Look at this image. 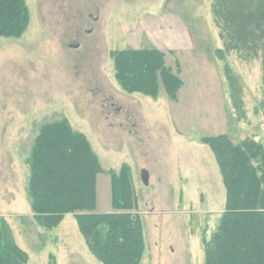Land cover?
<instances>
[{
	"label": "rangeland",
	"instance_id": "1",
	"mask_svg": "<svg viewBox=\"0 0 264 264\" xmlns=\"http://www.w3.org/2000/svg\"><path fill=\"white\" fill-rule=\"evenodd\" d=\"M204 1L26 0L27 33L0 39V221L28 253V264H101L73 214L50 231L31 211L29 160L35 138L46 124L64 119L86 134L102 160L98 213L115 211L109 173L119 176L128 166L127 186L137 203L133 212L144 226L142 264H205L204 240L219 223L226 189L222 181L223 192L218 186L212 193L211 186H185L180 176L201 161L195 150L212 155L203 137L229 135L235 144L255 139L264 146V0H213L211 6L209 0L212 21L195 31V51L162 50L174 72L180 65L184 87L177 101L166 98L163 87L162 99L125 92L113 59L127 48L157 49L144 21L189 22L187 10L195 12ZM87 24L93 27L90 34ZM227 71L239 81L240 110L229 98ZM185 138L195 139L199 148ZM143 170L151 174L148 186Z\"/></svg>",
	"mask_w": 264,
	"mask_h": 264
},
{
	"label": "trees",
	"instance_id": "2",
	"mask_svg": "<svg viewBox=\"0 0 264 264\" xmlns=\"http://www.w3.org/2000/svg\"><path fill=\"white\" fill-rule=\"evenodd\" d=\"M251 16V15H250ZM31 22L26 0H0V39H20ZM159 49H131L113 53L116 79L129 94L177 101L184 82L166 63ZM229 98L239 110L242 101L237 77ZM214 153L226 189L225 209L210 240H204L205 264H264V146L255 139L235 144L229 135L203 137ZM28 197L35 221L54 230L73 214L90 253L101 264H142L146 253L143 220L134 191L127 186L129 168L110 172L113 213H98L97 178L103 168L86 134L64 119L46 124L35 138L29 160ZM125 185V186H124ZM29 255L0 221V264H28Z\"/></svg>",
	"mask_w": 264,
	"mask_h": 264
},
{
	"label": "crops",
	"instance_id": "3",
	"mask_svg": "<svg viewBox=\"0 0 264 264\" xmlns=\"http://www.w3.org/2000/svg\"><path fill=\"white\" fill-rule=\"evenodd\" d=\"M208 2L209 0H205L204 2H202V4L198 6L196 5L197 7L195 8V12H193L192 9L187 10L189 12L188 15H190L189 22L187 20H183V18H180V20L174 18L175 23L171 22V24H166V22L159 20H157L156 23H149L146 22V20L144 21L146 25L145 27L143 26V30L151 31V35L149 36H151L155 47H157V49L159 50H177L179 53L185 52L187 50H190V52L195 51L193 50L196 48L197 44V35L195 34V31H200L203 28L201 26L203 22L208 24V21H212V14L210 13L211 15H209L208 11L210 10L205 5ZM194 3L197 2H193V0H191V2H189V5H193ZM213 3V0H211L209 6H211ZM162 10L164 9L162 8L159 11ZM206 27L207 25H205L204 29H206ZM160 98H163L162 94ZM185 142L192 143L193 148H199L198 143L195 139L185 138ZM195 151L196 152H193L194 156L197 155L196 158H200L201 161L198 162L196 165L191 164L189 166V171L185 169L180 176V182L183 183L185 186H190L189 184H194L198 186H211V193L212 190H214L215 186H218V190L222 191L221 181L224 187L225 185L216 157L215 155L213 156L214 153L211 152L212 155L206 152L200 153L202 151H199L198 149ZM100 162L103 170H105L101 159ZM207 165H209V168L204 169Z\"/></svg>",
	"mask_w": 264,
	"mask_h": 264
},
{
	"label": "water",
	"instance_id": "4",
	"mask_svg": "<svg viewBox=\"0 0 264 264\" xmlns=\"http://www.w3.org/2000/svg\"><path fill=\"white\" fill-rule=\"evenodd\" d=\"M91 17H92V19H93L94 21H97L98 18H99V14H98V12H97L96 14L92 15ZM85 30H86L87 33L90 34V33L93 31V27H92L90 24H87ZM71 47L74 48V49H77V48L79 47V44H78L76 41H73V42L71 43ZM141 177H142V182L144 183V185H145V186H148L149 183H150V173H149V171H147V170H143V171H142V175H141ZM146 205H147V207H148V211H149L150 213L154 212V210H155V206H154L152 200H149V201L147 202Z\"/></svg>",
	"mask_w": 264,
	"mask_h": 264
}]
</instances>
